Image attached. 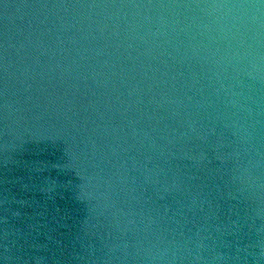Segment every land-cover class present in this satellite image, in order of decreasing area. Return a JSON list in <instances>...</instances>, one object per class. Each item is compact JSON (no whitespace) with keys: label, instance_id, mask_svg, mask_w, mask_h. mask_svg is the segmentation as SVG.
Returning <instances> with one entry per match:
<instances>
[{"label":"water","instance_id":"water-1","mask_svg":"<svg viewBox=\"0 0 264 264\" xmlns=\"http://www.w3.org/2000/svg\"><path fill=\"white\" fill-rule=\"evenodd\" d=\"M0 264H264V0H0Z\"/></svg>","mask_w":264,"mask_h":264}]
</instances>
